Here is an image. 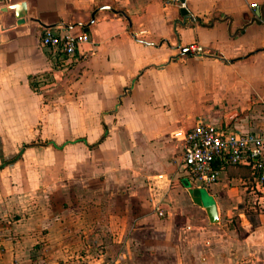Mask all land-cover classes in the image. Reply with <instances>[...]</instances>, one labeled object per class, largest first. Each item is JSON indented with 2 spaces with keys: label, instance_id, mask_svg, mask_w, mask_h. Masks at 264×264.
<instances>
[{
  "label": "crops",
  "instance_id": "1",
  "mask_svg": "<svg viewBox=\"0 0 264 264\" xmlns=\"http://www.w3.org/2000/svg\"><path fill=\"white\" fill-rule=\"evenodd\" d=\"M182 2L0 0V117L21 132L23 113L37 111L13 94L63 57L39 44L48 26L87 35L65 57L84 65L83 100L99 116L88 130L98 137L79 140L96 172L47 175L34 195L19 172H0V264H264V214L253 224L241 208L264 190L252 167L224 168L201 188L180 164L197 122L264 141V0ZM233 211L237 227L224 220Z\"/></svg>",
  "mask_w": 264,
  "mask_h": 264
},
{
  "label": "rangeland",
  "instance_id": "2",
  "mask_svg": "<svg viewBox=\"0 0 264 264\" xmlns=\"http://www.w3.org/2000/svg\"><path fill=\"white\" fill-rule=\"evenodd\" d=\"M66 61L65 56L55 58L50 64L53 69H56L54 72L50 70L48 73L46 71L39 73L42 78L37 84L26 85L23 91L26 93L13 94L20 98L24 96L26 100L31 98L29 103L33 109L37 110L31 112L28 109L27 114L23 113L24 116H21V120L25 121L26 131L21 129L20 132L17 124L14 125L16 122L13 119L14 116L0 117V125L2 120L4 122L11 120L13 128L3 127L0 130V172L2 170H4L3 173L19 172L25 178L24 185L27 192L32 195L35 194L41 178L47 175L55 174L59 178V175L70 173L76 177L88 172H96L94 169H87V165H83L87 161L88 153L79 140H86V138L92 140L98 137L97 132L88 131L93 124H97L99 118L92 113L95 109L97 110V103L93 100H83L81 80L84 65L78 63L76 67V64ZM127 91L128 89L122 93ZM23 103L25 102L21 99L17 106ZM2 105L3 100L0 101V106ZM9 107L10 110L14 108L12 102ZM108 108L109 106H105L102 110ZM17 120L19 121L18 116ZM51 142L58 146L64 145L60 149H55L46 145ZM46 178L48 179L46 183L50 184L49 177ZM252 190H249L251 193L241 204V208L247 219L254 224L258 215L264 214V190L262 187ZM260 190H263V193ZM202 194H204L203 191ZM242 213L229 212L224 219L226 224L237 227Z\"/></svg>",
  "mask_w": 264,
  "mask_h": 264
},
{
  "label": "built area",
  "instance_id": "3",
  "mask_svg": "<svg viewBox=\"0 0 264 264\" xmlns=\"http://www.w3.org/2000/svg\"><path fill=\"white\" fill-rule=\"evenodd\" d=\"M163 1L167 5H184L182 0ZM87 41L84 33L57 32L51 27H42L39 33L42 47L54 49L66 57L75 55L79 45ZM263 147L260 135L233 133L225 127L197 122L184 134L180 164L189 179L201 188L215 183L222 169L239 165L251 166L256 181L264 186Z\"/></svg>",
  "mask_w": 264,
  "mask_h": 264
},
{
  "label": "water",
  "instance_id": "4",
  "mask_svg": "<svg viewBox=\"0 0 264 264\" xmlns=\"http://www.w3.org/2000/svg\"><path fill=\"white\" fill-rule=\"evenodd\" d=\"M6 1H8V0H6ZM24 6L25 5L22 4V8L23 9H24ZM179 14L182 15V16H186L188 14V12H187L186 9L180 8L179 9ZM93 16H94V14H91V20H93ZM20 21H22V20H20ZM48 27H51V26H48ZM191 194H192L193 202L205 209V212H206V215H207V218H208L209 222H211V223L217 222V212H216L215 204L206 203L205 200L201 198L200 192H199L198 189H193L191 191Z\"/></svg>",
  "mask_w": 264,
  "mask_h": 264
}]
</instances>
